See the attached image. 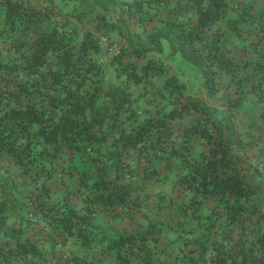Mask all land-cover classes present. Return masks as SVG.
Wrapping results in <instances>:
<instances>
[{"label":"trees","instance_id":"obj_1","mask_svg":"<svg viewBox=\"0 0 264 264\" xmlns=\"http://www.w3.org/2000/svg\"><path fill=\"white\" fill-rule=\"evenodd\" d=\"M39 4L0 0V161L33 217L32 233L9 227L18 197L3 193L0 264H264V0H128L115 23L83 0ZM113 31L129 45L106 63ZM164 50L199 74V92L171 75L143 108L131 88L148 94L161 69L128 58ZM249 104L260 109L241 125ZM61 238L91 256L65 257Z\"/></svg>","mask_w":264,"mask_h":264},{"label":"rangeland","instance_id":"obj_2","mask_svg":"<svg viewBox=\"0 0 264 264\" xmlns=\"http://www.w3.org/2000/svg\"><path fill=\"white\" fill-rule=\"evenodd\" d=\"M32 3L39 6L40 0H30ZM122 1H128V0H83L84 5L87 8L93 9V11L101 12L105 8L110 9L109 12V20L111 23H115V14L114 12H119L120 6ZM244 0H230L231 5L235 6L238 5L239 2H242ZM59 2V1H57ZM59 5V4H58ZM61 8V5H59ZM57 13L60 15H63L64 10L57 9ZM130 31L132 33H139L141 35L140 37V43L144 46H148L147 42L145 41V38L142 36L141 29L137 28L136 26H130ZM102 41V48H103V56L101 57L103 61L106 63L110 60V58L115 55L122 47H127L129 45L122 37L116 35L115 31H113L110 35V37H107V35H103L101 37ZM133 61L134 63H137L138 66L147 67L150 65H155L161 69V74L154 76V84L148 90V94L144 91V89L140 86H132V91L137 94L139 92H143L144 97L141 98L140 104L141 106L147 109H151V106L154 102L160 99V96H158L159 91L161 90V86L165 79L171 75L178 76L179 79L185 84L186 86V93L189 95H197L199 92L200 87V76L199 74L191 67V65L184 60H182L179 56L176 57H168L166 51L164 50L162 53L157 54L155 52H148L145 55H143L141 58L138 56L131 55L128 60ZM147 90V88H146ZM147 96L150 97V101L147 102ZM207 103L217 111V113H221L223 111V105L222 102L218 98L208 99ZM260 109V106H255L253 104H249L243 109L240 110L239 116H238V122L241 125H246L249 120L256 118V113H258ZM191 117L187 116L184 120H177L172 121V128L174 130V133L176 135H180L181 132V125L188 124L191 121ZM177 175V171L172 172L168 175L167 179L165 181L156 182L155 185L159 184V190H161L164 193H168L171 190L172 183ZM60 177V175H58ZM22 178L21 175H19L18 170L15 166H13L9 161H6L5 159H2L0 161V198H4L3 193L7 194H13L17 195L18 199L14 201H9V213H8V226L9 227H20L21 233H32V228H29L27 226L26 221H31V218H33L31 215L26 213V207L25 199L23 198V190H21L20 187L17 189H14L9 182H6L8 178L15 181V184L18 185V178ZM58 177V178H59ZM65 181H69L68 178L63 177L62 178ZM163 182V183H162ZM161 183V184H160ZM258 186L259 189L263 191L264 194V168L262 169V175L258 179ZM30 191L32 189H29ZM51 190L54 192L52 195L53 199H56L58 196L62 193V185L60 181L55 182L51 186ZM136 220L134 221H128V226H134L136 221L139 223H143L142 218L140 214H136L135 216ZM27 219V220H26ZM29 219V220H28ZM34 220V219H32ZM29 221V222H30ZM36 227H40V225L36 224ZM60 246V247H59ZM58 246V250L60 249L65 257L71 258V256H78L82 259L86 258L91 252L85 251L80 249L76 244L73 243V240L71 239H60V245ZM64 246V247H63ZM100 247V246H99ZM98 247H94L91 251L95 255L98 254L97 252ZM84 261V260H82Z\"/></svg>","mask_w":264,"mask_h":264}]
</instances>
